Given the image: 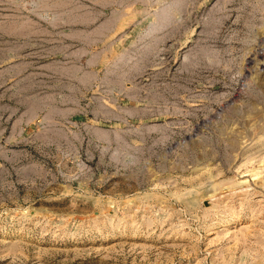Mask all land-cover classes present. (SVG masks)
I'll list each match as a JSON object with an SVG mask.
<instances>
[{
	"label": "rangeland",
	"instance_id": "374dc122",
	"mask_svg": "<svg viewBox=\"0 0 264 264\" xmlns=\"http://www.w3.org/2000/svg\"><path fill=\"white\" fill-rule=\"evenodd\" d=\"M0 264H264V0H0Z\"/></svg>",
	"mask_w": 264,
	"mask_h": 264
}]
</instances>
